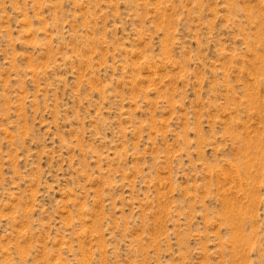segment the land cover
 <instances>
[{
  "label": "rangeland",
  "instance_id": "374dc122",
  "mask_svg": "<svg viewBox=\"0 0 264 264\" xmlns=\"http://www.w3.org/2000/svg\"><path fill=\"white\" fill-rule=\"evenodd\" d=\"M0 264H264V0H0Z\"/></svg>",
  "mask_w": 264,
  "mask_h": 264
}]
</instances>
